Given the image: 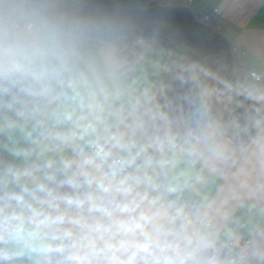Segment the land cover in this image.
<instances>
[{
    "label": "clouds",
    "instance_id": "9594fccd",
    "mask_svg": "<svg viewBox=\"0 0 264 264\" xmlns=\"http://www.w3.org/2000/svg\"><path fill=\"white\" fill-rule=\"evenodd\" d=\"M176 7L0 0V264H264V37Z\"/></svg>",
    "mask_w": 264,
    "mask_h": 264
},
{
    "label": "crops",
    "instance_id": "0c3cea01",
    "mask_svg": "<svg viewBox=\"0 0 264 264\" xmlns=\"http://www.w3.org/2000/svg\"><path fill=\"white\" fill-rule=\"evenodd\" d=\"M225 8L239 7L229 19L221 22L232 43L241 46L264 37V0H217ZM176 4L189 5L193 11L208 9V0H176Z\"/></svg>",
    "mask_w": 264,
    "mask_h": 264
},
{
    "label": "trees",
    "instance_id": "16d2710c",
    "mask_svg": "<svg viewBox=\"0 0 264 264\" xmlns=\"http://www.w3.org/2000/svg\"><path fill=\"white\" fill-rule=\"evenodd\" d=\"M175 23L180 29L183 40L187 45L207 52L224 55L222 46L214 39L206 37L192 28L184 14L175 12Z\"/></svg>",
    "mask_w": 264,
    "mask_h": 264
},
{
    "label": "water",
    "instance_id": "95a60500",
    "mask_svg": "<svg viewBox=\"0 0 264 264\" xmlns=\"http://www.w3.org/2000/svg\"><path fill=\"white\" fill-rule=\"evenodd\" d=\"M177 5V4H176ZM175 12H180L184 14L189 22V24L200 34L212 38L217 41L223 49L224 55H231V42L228 37L214 30L210 25L205 22H202L196 18L193 10L186 4L177 5Z\"/></svg>",
    "mask_w": 264,
    "mask_h": 264
},
{
    "label": "built area",
    "instance_id": "2783aa9c",
    "mask_svg": "<svg viewBox=\"0 0 264 264\" xmlns=\"http://www.w3.org/2000/svg\"><path fill=\"white\" fill-rule=\"evenodd\" d=\"M189 1H192V0H189ZM207 10H208V9H204V10H202V11H200V12H195V11H193V12H194V15L196 16V18H197L198 20L207 23V24L210 25L214 30H216V31H218V32H220V33L225 34V35L228 37L229 41L231 42V49H232L233 47H239L237 44L232 43V41L230 40V37L228 36V34H227V32H226V30H225V28H224V26H223V24H222L221 22H219L218 20H214V21H213L212 23H210V24L207 22V19H206V17H207Z\"/></svg>",
    "mask_w": 264,
    "mask_h": 264
},
{
    "label": "rangeland",
    "instance_id": "374dc122",
    "mask_svg": "<svg viewBox=\"0 0 264 264\" xmlns=\"http://www.w3.org/2000/svg\"><path fill=\"white\" fill-rule=\"evenodd\" d=\"M189 6V5H188ZM190 7V6H189ZM191 8V7H190ZM192 9V8H191ZM193 10V9H192Z\"/></svg>",
    "mask_w": 264,
    "mask_h": 264
}]
</instances>
